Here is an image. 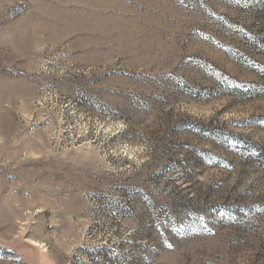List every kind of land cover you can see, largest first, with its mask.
I'll use <instances>...</instances> for the list:
<instances>
[{
	"label": "rangeland",
	"instance_id": "1",
	"mask_svg": "<svg viewBox=\"0 0 264 264\" xmlns=\"http://www.w3.org/2000/svg\"><path fill=\"white\" fill-rule=\"evenodd\" d=\"M0 264H264V0H0Z\"/></svg>",
	"mask_w": 264,
	"mask_h": 264
},
{
	"label": "bare ground",
	"instance_id": "2",
	"mask_svg": "<svg viewBox=\"0 0 264 264\" xmlns=\"http://www.w3.org/2000/svg\"><path fill=\"white\" fill-rule=\"evenodd\" d=\"M35 245H36V243H35Z\"/></svg>",
	"mask_w": 264,
	"mask_h": 264
}]
</instances>
